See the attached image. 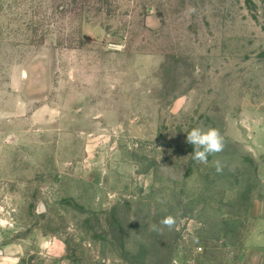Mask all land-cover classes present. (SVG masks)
I'll list each match as a JSON object with an SVG mask.
<instances>
[{
  "label": "rangeland",
  "instance_id": "374dc122",
  "mask_svg": "<svg viewBox=\"0 0 264 264\" xmlns=\"http://www.w3.org/2000/svg\"><path fill=\"white\" fill-rule=\"evenodd\" d=\"M0 264H264V0H0Z\"/></svg>",
  "mask_w": 264,
  "mask_h": 264
},
{
  "label": "clouds",
  "instance_id": "9594fccd",
  "mask_svg": "<svg viewBox=\"0 0 264 264\" xmlns=\"http://www.w3.org/2000/svg\"><path fill=\"white\" fill-rule=\"evenodd\" d=\"M186 142L193 146L192 158L200 164H207L208 157L220 153L224 149V138L217 128L202 129L200 127L192 128L186 136ZM216 171L221 172L220 161H215ZM176 220L169 215L164 217L160 224L169 229L173 228ZM156 228L155 225L152 226Z\"/></svg>",
  "mask_w": 264,
  "mask_h": 264
}]
</instances>
